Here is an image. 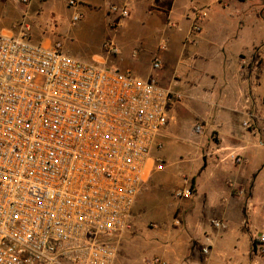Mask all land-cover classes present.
Wrapping results in <instances>:
<instances>
[{
    "label": "built area",
    "instance_id": "2783aa9c",
    "mask_svg": "<svg viewBox=\"0 0 264 264\" xmlns=\"http://www.w3.org/2000/svg\"><path fill=\"white\" fill-rule=\"evenodd\" d=\"M131 3H110L113 29L131 16ZM193 14L191 32L199 33L205 15ZM82 19L76 11L72 26ZM104 50L120 54L110 41ZM152 67L160 69L158 59ZM172 101L154 78L84 62L61 41L31 43L27 27L17 36L0 33V264H121L116 242L131 229L148 175L166 166L155 153ZM192 196L190 185L174 192ZM255 248L264 258V229Z\"/></svg>",
    "mask_w": 264,
    "mask_h": 264
},
{
    "label": "crops",
    "instance_id": "0c3cea01",
    "mask_svg": "<svg viewBox=\"0 0 264 264\" xmlns=\"http://www.w3.org/2000/svg\"><path fill=\"white\" fill-rule=\"evenodd\" d=\"M13 1L3 2L9 4V13L17 14ZM49 1L23 0L24 21L34 11L43 14ZM117 2L81 0L79 7L97 19L94 31L105 37L110 28L100 9ZM195 8L205 15L199 33L191 32ZM107 15L116 19L112 24L118 22L117 16ZM127 20L142 28L137 39L151 51L152 64L155 59L160 62V69L151 67L146 79H156L173 95L170 121L161 137L163 148L155 155L165 163L172 158L171 152H163L164 141H171L183 155L179 162L185 170L175 191L193 187V200L180 202L181 206L174 203L169 217L161 211L170 229L166 249L152 247L154 255L168 264H264L255 248L264 229V0H132ZM25 27L33 31L30 23L20 27L0 23V33L17 36ZM118 28L106 42H113L119 55L85 52L82 45L63 43L65 52L87 63L131 71L118 43ZM53 43L50 38L41 41L47 47ZM249 119L247 129L243 123ZM196 126L202 127L201 134L195 132ZM231 154L241 162L235 163ZM154 173L136 200V211L150 198ZM175 218L179 228L171 227ZM213 221L225 227L212 229ZM123 250L124 255L130 252L128 244Z\"/></svg>",
    "mask_w": 264,
    "mask_h": 264
},
{
    "label": "rangeland",
    "instance_id": "374dc122",
    "mask_svg": "<svg viewBox=\"0 0 264 264\" xmlns=\"http://www.w3.org/2000/svg\"><path fill=\"white\" fill-rule=\"evenodd\" d=\"M3 1L0 0V23L9 24L11 27L13 25L20 27L24 23L32 24L33 31H29V35L31 43L33 44L40 45L42 40L50 38L53 42L61 41L66 47L76 46L78 44L83 46L85 52L91 51L94 53L98 51L101 53L104 50V43L111 39L114 33L113 31L115 30L112 28V21L116 19L107 15L109 3L100 9L103 14L102 21L105 25H109L110 28L108 35L103 37L101 33L94 31L98 26H96L97 19H94L89 12L81 11V7L78 9L71 7L69 0H50L43 14L38 15L34 11L32 16H28V20L26 21L23 19L24 7L26 6L23 0L13 1L19 10L17 14L9 13V4ZM76 1L81 2V0ZM76 11L82 13L84 17L76 26H72V17ZM132 25L133 23L126 19L117 29V31L121 30L118 43L124 61L131 66L132 74L146 79V75L152 72L151 51L144 50L137 39L140 36L142 28ZM158 72L160 71H155V73ZM165 151L171 152L173 157L166 158L167 165L163 171L154 173L151 184L149 185L151 195L150 198H147L146 206L144 205L140 211H136L134 207L131 218V229L116 242L121 264H154V259H159L165 264H168L165 258L154 255L152 251V247H158L162 250L166 249L165 240L167 236L165 235L167 230L170 229V226L163 222L164 218L161 211H164L165 215L169 217L168 213H170L174 203L181 206L182 203L180 202H187L189 199L180 200L173 197L175 189L182 185V176L185 173V170L179 162L183 155L173 148L171 141H164L163 152ZM145 186L142 187L139 195L146 190ZM159 221H162V223ZM178 226L179 224H175L171 227L179 228ZM211 227L215 229L212 223ZM149 230L154 231V233L149 234V232H146ZM125 243L128 244L130 249V252L126 255H124L123 250Z\"/></svg>",
    "mask_w": 264,
    "mask_h": 264
},
{
    "label": "trees",
    "instance_id": "16d2710c",
    "mask_svg": "<svg viewBox=\"0 0 264 264\" xmlns=\"http://www.w3.org/2000/svg\"><path fill=\"white\" fill-rule=\"evenodd\" d=\"M192 189H193V187H192Z\"/></svg>",
    "mask_w": 264,
    "mask_h": 264
}]
</instances>
